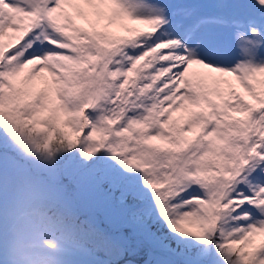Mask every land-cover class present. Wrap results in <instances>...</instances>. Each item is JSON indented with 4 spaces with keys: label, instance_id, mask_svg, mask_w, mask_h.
I'll use <instances>...</instances> for the list:
<instances>
[{
    "label": "snow or ice",
    "instance_id": "obj_1",
    "mask_svg": "<svg viewBox=\"0 0 264 264\" xmlns=\"http://www.w3.org/2000/svg\"><path fill=\"white\" fill-rule=\"evenodd\" d=\"M145 250L264 264V0H0V264Z\"/></svg>",
    "mask_w": 264,
    "mask_h": 264
},
{
    "label": "rangeland",
    "instance_id": "obj_2",
    "mask_svg": "<svg viewBox=\"0 0 264 264\" xmlns=\"http://www.w3.org/2000/svg\"><path fill=\"white\" fill-rule=\"evenodd\" d=\"M149 259V255L147 251H140L137 252L136 254L129 253L125 258H124V264H145V262Z\"/></svg>",
    "mask_w": 264,
    "mask_h": 264
}]
</instances>
